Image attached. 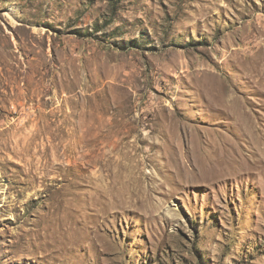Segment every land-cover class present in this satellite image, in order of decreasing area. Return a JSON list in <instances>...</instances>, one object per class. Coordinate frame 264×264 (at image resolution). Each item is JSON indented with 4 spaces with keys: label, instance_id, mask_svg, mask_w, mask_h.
I'll use <instances>...</instances> for the list:
<instances>
[{
    "label": "rangeland",
    "instance_id": "374dc122",
    "mask_svg": "<svg viewBox=\"0 0 264 264\" xmlns=\"http://www.w3.org/2000/svg\"><path fill=\"white\" fill-rule=\"evenodd\" d=\"M0 264H264V0H0Z\"/></svg>",
    "mask_w": 264,
    "mask_h": 264
}]
</instances>
